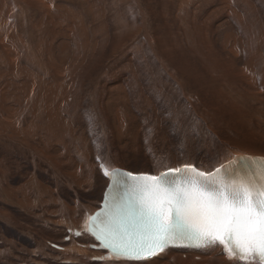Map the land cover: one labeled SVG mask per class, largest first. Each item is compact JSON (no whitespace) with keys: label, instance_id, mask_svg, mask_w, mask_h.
I'll list each match as a JSON object with an SVG mask.
<instances>
[{"label":"rangeland","instance_id":"rangeland-1","mask_svg":"<svg viewBox=\"0 0 264 264\" xmlns=\"http://www.w3.org/2000/svg\"><path fill=\"white\" fill-rule=\"evenodd\" d=\"M43 2L45 9L40 11L19 7L14 4V0H0V21L9 27V32L3 33L4 36H7H5V40H2V35L0 37V41H3L0 50L7 45L6 42H11L12 37L14 38L12 42H15L12 52L10 50L0 51V115L7 114L12 108L19 109L20 112L19 117L16 118V124L10 126L13 135L0 140V188L10 190V184L19 186L24 183V176L34 174V176H30L29 183H24L20 187L22 189H11V198L15 200L21 197V190L27 193L29 202L26 208L32 206L31 213L0 201V206L17 215L16 224L19 225V227L10 226V223L0 219V229H2L0 230V264H73L62 260L61 256L51 251L48 246L49 242L44 244L45 248L40 252L34 251L37 241L45 243L46 238L56 241L60 240L62 236L57 229L62 232L63 227H52V225L50 227L49 225L45 228L42 226L43 223L50 224L48 218L53 216L50 212L48 216L46 211L42 210L54 208L51 204H42L46 197L56 194L57 188L60 189V193L64 197L70 200L68 191L63 194L64 185L67 183L77 184L88 179L98 169L89 172L96 159H103L108 163L117 162L132 170L143 168L151 171L152 164L147 161L135 163L134 149L131 151L128 145L118 142L111 136V129L114 130V126L119 120L118 118L115 121L114 115L119 111L112 108L111 104L107 109L102 102L104 98L100 97V92L107 91L106 85L110 83L116 85V93L119 96L123 95L132 101H125L128 102L127 104L124 102L125 112L122 110L120 113L121 115L125 113L124 117L128 121V125L134 127L136 124L142 126L144 123V127L148 125L150 128L152 118L156 120V123L153 121L152 129L148 128L142 134L141 146L138 148L144 155L154 156L159 163L171 162L175 159H188L191 160L190 162L199 164L201 161L212 160L226 153L229 147L227 144H230L232 138L227 142L210 129L204 133V136L205 141L213 150L209 153L202 151L194 137L199 128L183 124L188 121H181L176 118L178 117L176 114H173L174 117L172 114L170 115L174 120L167 116V112H169L167 110H170L172 106L175 107V104L168 106L170 101L179 103L178 100L176 101L177 97L183 105L178 108H182L183 112L193 109L194 105L192 104H195V101L201 105L202 97L199 100L195 97V93L185 91L193 103L189 102V105L187 103L184 105L185 98L180 96L183 91L180 83L182 81L179 78L180 71L178 68L176 69L177 66L171 67L173 71L169 68L172 60L161 53L160 43L157 41L162 40L167 44H175L172 51L173 58L175 57L174 61L187 71L191 63L196 64H194V70H197L195 77L197 76L199 82L202 80V89L207 82L214 80L211 78L214 75L209 70V68L211 70L214 68L213 56L208 52L209 49H206L210 47L209 43L215 41L212 44L213 47L216 41L221 44L226 39V33L232 35L233 32L236 33L239 42L243 43L248 37V34L245 33L248 31L247 28L241 25L243 23H249L251 33L256 32L264 39V0H121V2L120 0H43ZM132 2L135 4L133 5ZM13 5L16 6V9ZM42 12L47 13L43 15ZM113 12L114 14H112ZM4 19L5 21H3ZM162 23L163 25H161ZM240 26L242 29L239 32ZM148 30L151 31V34ZM201 30L202 33L198 32ZM127 32L130 33L127 34ZM173 32L175 34H172ZM240 37H243L244 41ZM251 38L252 41L256 39L255 35ZM85 43L87 45H84ZM260 44L264 48V43ZM204 45L205 48H202ZM14 51H17L18 55H15L17 58L14 65H11L7 62V58L11 59ZM225 51H223L224 54ZM155 54L158 57L162 55V63L163 60L167 61L169 67L164 63H158L159 59L155 57ZM197 54L198 56H196ZM76 57L78 60L80 57L85 58L84 62H81L82 65L76 61ZM73 58L77 66L71 65L70 61H73ZM65 59L68 60L65 61ZM238 63L241 64V61ZM65 65L70 69L69 72H65L70 77L73 76L72 79L67 78L68 76L66 77L63 73L64 78L57 80L56 67L64 69ZM259 65L256 64L257 69H260L257 67ZM13 66L14 68H12ZM91 67H94L93 71H91ZM72 72L77 75H72ZM97 73L98 75H96ZM27 79L32 81L30 90L27 89V85H24ZM12 80H15V83ZM250 82L253 86L252 89L257 90L258 95L253 98V94L245 92L244 100L254 114L256 125L264 133V71L254 72ZM216 91L217 87L215 86L212 93L214 99L221 104L223 98L221 96V99L217 98ZM107 92L103 95L110 98L112 94ZM136 100L138 104L135 102ZM127 106L132 108L133 112L136 109V113L140 106L139 114L134 116L132 113L127 114L129 112L125 110ZM225 109L229 110L231 106L225 104ZM233 111L241 110L232 109L229 111L232 118L229 128H233L235 134L233 139H237L242 134L241 125L243 124L238 121V117L234 116ZM147 113L149 121L146 117ZM140 116L144 119H141ZM129 120L131 121L129 122ZM157 123L162 127V130L159 129L160 126L158 127ZM154 127L157 128L159 137H156V133L152 131ZM184 128L190 130L185 132ZM165 132L170 136L168 140L162 141L160 135L167 136ZM251 132L247 129L246 134ZM5 134L7 133L5 132ZM184 134L190 135V137L187 136L189 139ZM171 141H181V143H176L175 146L169 148L168 145L171 144ZM207 146V144H203L202 148L207 150ZM257 146L261 147L262 143H258ZM174 147H176L175 150ZM99 180L101 179L96 180L93 191L80 193L82 201L89 197L87 203H91L96 197L100 199ZM44 187H47L49 191L43 189ZM6 241H11L13 245H6Z\"/></svg>","mask_w":264,"mask_h":264},{"label":"bare ground","instance_id":"bare-ground-1","mask_svg":"<svg viewBox=\"0 0 264 264\" xmlns=\"http://www.w3.org/2000/svg\"><path fill=\"white\" fill-rule=\"evenodd\" d=\"M50 2H52V1H50ZM120 2H121V0H120ZM14 4L19 6V7L23 6V7L29 8V9L31 8L33 10L37 9V10L42 11V10L45 9V4H44L43 0H14ZM132 4H133V2H132ZM167 5H169V4H167ZM15 7L16 6H14V8ZM116 8H117V5H116ZM144 8H146V7H144ZM171 10H173V9H171ZM44 13L46 14L47 12H42L43 15H45ZM123 13H125V12H123ZM112 14H114V12ZM47 19H48V17H47ZM256 19H257V17L255 18V20ZM137 20H139V19H137ZM3 21H5V19ZM124 21H125V19H124ZM117 23H118V21H117ZM146 23H145V25H146ZM5 24H4V22L2 23L0 21V37L2 35V37H3L2 40H5V36H6V35L4 36L3 33L9 32V27H7V25H5ZM11 24H13V23H11ZM14 24H15V20H14ZM130 25H133V24H130ZM161 25H163V23ZM241 25L242 26L244 25L245 28H247V30H248L247 32L244 31L245 33L248 34V37L245 38V41L243 39L244 36L242 38L240 37L244 41L243 43H240L238 38H237V36H236V33L235 32L232 33L231 31L230 32L232 33V35L230 33H226V39L223 40V43L220 44L218 41H216V43L214 45V47L216 46V48H214L213 45H212L215 42L214 40H212V41H214L213 43H209L210 47H208L206 49H209L208 52L213 56L214 68H213V70H211L209 67L208 68H209L210 72L214 75L213 77H211L214 80H210L209 82H207V84L205 86H203L202 89H201V81L202 80L199 82L197 80V78H196L197 76L195 77V73L197 72V70H194L196 64L194 63L195 64L194 65V64L191 63L189 65V70L187 71L186 69H184V67L179 66L180 64L178 62L174 61L175 57L173 58L172 51H173V49L175 47V44L174 45H173V43H168L167 44L166 41L163 42L162 40L157 41V43L158 42L160 43L159 47H160L161 53L164 54V56H166V58H168V59L170 58L172 60V64H171L170 67L167 65L168 64V63H166L167 61L165 62V60H163V63L165 65H167L171 70H172L171 67L177 66L176 69L178 68V70L180 71V77L179 78L182 81L180 83H181V86H182V90L184 91V93H182L183 91L181 92L182 95L180 94V96H183L185 98L184 99V105L186 103L188 104L189 102L193 103V101L190 99V96H188V94H185V91L191 92V93H195L196 94L195 97L199 98V100H200V97H202V101L200 100L201 105H199V103L197 101H195V104H192V105H194V107H192L193 109H187V110H189V112L188 111L187 112H183L182 108H178L180 106L182 107L183 105H181L182 102L177 97L176 101L177 100L179 101L178 104L176 102H174V101H170V103L168 102L169 103L168 106H170V104L171 105L175 104V107L172 106V108L170 110H167V111H169V112H167V116L170 117L171 114L172 115L176 114V116H178L176 118L180 119L181 121H184V120L188 121V122H183V124L191 126V127H192V125L195 126V127H198L199 130L194 135V137L197 139L198 147L202 151H206V152L209 153V152H211L213 150V149H211L209 144L205 141V136H204V133L206 131H209L210 129L214 130V132H216L220 137L225 139L227 142H228V140L230 138H232L231 142H229L230 144H227V145H229V147H228L226 153H224L222 155H219L218 157L213 158L212 160L211 159H207V160H205L203 162L201 161L199 164H195L193 162H190L191 160H188V159H186V160L185 159H175L174 161H171V162L167 161L165 163H159V161L156 160V158L154 156L144 155L141 152L140 148H138V147L141 146L142 134L144 133V131L146 129L149 128V126L147 125V126L144 127V123L142 124V126L140 124H138L139 127L137 126V124L134 125V127L128 125V121L124 117L125 113H124V115H121L120 113H121L122 110L124 111V105L128 103V102L126 103L125 101H128L129 99L125 98L123 95L121 97V96H119L116 93V85L114 83H110V84L106 83V84H108V85L105 84L106 87H108V89L107 88L106 89H107L108 92H110L109 94L110 95L112 94V95L109 98L108 96H104L103 95L107 91H104V92L101 91L100 92V97L102 96V98H104V99H102V102L104 103V105H106L107 109L110 107L108 105L111 104L112 108L114 107V109L116 111H119V112H116V114L114 115L115 116L114 120L115 119L117 120L118 118H119V120H118L117 124L114 126V130H113V128L111 129V136L116 138L118 140V142H120L122 144H125V145H128V148H130L131 151H132V149H134V154L133 155H134L135 163L147 161L149 164H152V168H150L151 171L148 170V169H143V168L142 169L132 170V169L128 168L127 166H122L121 164H119L117 162L108 163V162H105V160H103V159L102 160L96 159L93 167L89 170V172H93L96 168H98V169L94 173H92V175L88 179H86V180H84V181H82L80 183H77V184L67 183L66 185H64L63 194L68 191L69 192L68 196H69L70 200H68L66 197H64L60 193V189L59 188L56 189V194L55 195L46 197L44 199V204H42V205H50L51 204L54 208L50 209V210H42V211H46L47 215H48L49 212L53 215V216H50L48 218V222L50 224L43 223L42 226L45 227V228H47L49 225H50V227H51V225H52V227H56V226L63 227L62 232L60 231V229H57L59 234H61L62 236H61L60 240H56V241L51 240L49 238L45 239V243L37 241L36 244H35L34 251L40 252V250H43L45 248L44 244H46L48 242L49 243H55V244L57 243V246H63L64 250H62V251L61 250H57L56 248H52V247H50L48 245L49 248L51 249V251L57 253L58 256H61L62 260L68 261L69 263H73V264H79L80 262H81L80 264H169V263H171V264L172 263H176V264H242V263H239L238 261H236L235 259H231L230 256H229L230 253L227 250V247L225 245L221 244L218 241L214 242L212 244L203 245V246H192L189 249H167L166 251H164V253L159 254L158 256H155V257L148 258L146 261H141V262H132V261H126V260L114 261V260H110L108 258L102 257L100 255L101 254V250L99 251L98 249L95 248V243L96 242H95L94 238L92 236H90L87 232L82 231V234L80 236L76 235L77 231H79V230L81 231L87 226L86 222H83L85 217L89 213H92L96 208L99 207L100 201H101L102 196H103V191H104V189H105V187H106V185L108 184V181H109V171L111 169L121 168V169H124V170H128V171H130L131 173H134V174L143 173V174H150V175L156 176L158 173H160L162 171H165L167 169H179L180 167H182L184 165H190V166L193 167V169L201 170V171H203V172H205L207 174H211L213 177H216V174L219 171L220 176L218 177V179H223V180H225L226 183L235 184V183L238 182V179L240 178V176L242 174V168H243V165L245 163H247V162H253V163L258 162V163L264 164V133L256 125L254 114L250 110V108L248 107V103L244 100L246 98L245 97V94H246L245 92H248L249 94H253V98L257 97V95H258L257 90H253L252 89L253 86H252V84L250 82V79L253 78V73L254 72H262V71H264V48L260 44V43H264V39H263V37L260 34H256V32H254L255 34L251 33V31L249 30V26H250L249 23H243ZM255 25H256V23H255ZM119 26H122V24H119ZM242 26L239 27V32L242 29ZM12 28H13V26H12ZM145 28H147V27L145 26ZM183 29H184V27H183ZM128 30H130V29H128ZM202 30L198 31V32L202 33ZM184 31H186V30H184ZM115 32H117V31H115ZM150 32L151 31H149V33ZM124 33H125V31H124ZM129 33L127 32V34H129ZM181 33L182 32H180V35H182ZM172 34H175V33L173 32ZM249 35L251 37L252 36L254 37V35H255V37H256V39H254L255 42H254V40L252 41V38ZM128 38H129V36H128ZM19 40H20V38H19ZM127 40H130V39H127ZM177 40H178V38H177ZM12 41H14L13 37L11 39V42L9 41V43H7L5 41L7 45L4 46V48L2 50H0V51L2 52V51L10 50L12 52L13 49H14V45H15V42H12ZM137 42H138V40H137ZM153 42H155V41H153ZM154 44H151V45H154ZM2 45H3V41H0V46H2ZM84 45H87V44L85 43ZM134 45H135V47H137L136 44H134ZM162 45H163V48H162ZM183 45H184V43H183ZM202 48H205V45L202 46ZM225 49H227V51H225ZM91 50H93V49H91ZM94 50H96V49H94ZM115 50H116V48H115ZM223 51H225V54L223 53ZM11 52H9V53H11ZM47 52H49V51H47ZM85 53L86 52L84 51V54ZM92 53H93V51H92ZM154 53H155V51H154ZM98 54L101 55L99 52H98ZM15 55H18L17 51H14V54H13V56H11V59L7 58V62L10 63L11 65H14V61L17 58V57L15 58ZM20 55H21V53H20ZM23 55H24V53H23ZM47 55H48V53H47ZM161 56H159V57L157 55L155 56L156 58L158 57V59H159L158 63H160V62L162 63V57ZM196 56H198V54ZM26 57H27V55H26ZM132 57H134V56H132ZM160 57H161V59H160ZM5 59H6V57H5ZM67 60L68 59H65V61H67ZM84 60H85V58L83 59L82 57H80V59L78 60V58L76 57V61L79 64H81V62H84ZM52 61H54V60H52ZM168 61L170 62V60H168ZM239 61H241V64L238 63ZM4 62H6V61H4ZM70 62H71V65H73V64L76 65V62H75L74 58H73V61H70ZM87 62H88V60H87ZM257 63L260 64L259 65L260 67L257 66L260 69L256 68V64ZM55 65H58V64L55 63ZM84 65H86V64L84 63ZM94 67L90 68L91 71H93ZM12 68H14V66ZM50 68H52V67L50 66ZM9 69H10V67H9ZM64 69H61L60 67H56L55 73H56V79L57 80H61V79L64 78V76L62 75L63 73L66 75V77L68 76L67 78H69V79L71 77H73V76L70 77V75H68L66 73V72L70 71L69 67H66V65H65ZM79 70H81V69H79ZM12 71H13V69H12ZM30 72H32V71H30ZM162 72H163V70H162ZM72 73H73L72 75L76 74L74 72H72ZM160 73H161V70H160ZM43 75H44V73H43ZM96 75H98V73ZM28 76H30V75H28ZM17 77H18V75H17ZM10 78H11V76H10ZM161 80H162V78H161ZM178 83H179V81H178ZM202 84H203V82H202ZM24 85H27V89L30 90V88L32 86V81L30 79H27L25 81ZM215 86L217 87V91L215 92V96L217 98H220V96L223 98L221 100V104L217 100L214 99L215 97L213 96L212 92H213ZM3 89H6V88H3ZM14 90L16 91V89H14ZM175 90H176V88H175ZM204 90H205V92H204ZM27 93H26V95L28 96ZM128 94H130V93H128ZM78 96H79V94H78ZM52 98L54 99V97H52ZM76 98H77V96H76ZM130 99H132V98L130 97ZM248 99H249V97H248ZM124 102H125V104H124ZM129 102H132V101L129 100ZM135 102L138 104L137 100ZM13 103H15V102H13ZM141 103L139 104L140 106L142 105ZM246 103H247V106H246ZM225 104L230 105L231 109H229V110L225 109ZM139 107H138V109L140 111L141 108H139ZM146 107H147V105H146ZM127 108H128V106L125 109V110H127V112L129 111L127 114L132 113L133 116H134V115H136L139 112V111H137V113H136V109H135V112H133L134 110H131L132 108H128V109ZM147 108L149 109V107H147ZM153 108H155V107H153ZM143 109L146 110V108H143ZM232 109H240L241 110V111H233L234 116L238 117L237 118L238 121L243 124V125H241V127H242L241 133L242 134L239 137L237 135L236 136V138L238 137L237 139H233L235 137V134L233 133V128H231V129L229 128V123L231 122L230 119H232L231 115L229 114V111H232ZM244 109H245V111H244ZM195 110H196L197 113L195 112ZM155 111H156V109H155ZM142 112H143V110H142ZM149 113H150V111H149ZM19 115H20L19 109H15V108H12V110H9L7 114H1L0 115V126H1V129H0V140L3 139V138H7V137L10 138L13 135V130L10 131V129H12V128H10V126H14L16 124V118H18ZM143 115H144V112H143ZM143 115H142V117H143ZM147 115H148V113L146 114V117H147ZM150 115H151V113H150ZM174 115H173V117H174ZM140 117H139V119H140ZM142 117H141V119H144ZM173 117H170V119H173ZM198 117H201L204 121L202 119H199ZM135 118H136V116H135ZM147 119H148V117H147ZM165 119H167V118H165ZM131 120H129V122ZM149 120H150V118L148 119V121ZM142 121H144V120H142ZM153 121L155 122L156 120H154L152 118V125H153ZM158 121L159 120H158V117H157V122ZM145 123H146V121H145ZM152 125L150 123V128L149 129H152L151 128ZM157 126L159 127L160 125L157 123ZM246 128L251 130L252 132L250 134H246V131H247ZM159 129L162 130V127L160 126ZM183 130L185 132H188L190 129L184 128ZM152 131L156 133V137H159L158 136L159 134L157 132V128L156 127H154ZM5 132L7 134H5ZM166 135L167 136L160 135V138H161L162 141L168 140L170 135H169V133L168 134L166 133ZM184 136L187 139H189L187 136L190 137V135H188V134H184ZM260 142L262 143L261 147L257 146V144L260 143ZM170 143L171 144L168 145V146H169V148H172L173 146H175L176 143H181V141H175V142L171 141ZM203 144L204 145H206V144L208 145L207 146L208 147L207 150L202 148ZM173 149L175 150L176 147H174ZM123 173L124 172H122L121 170H116V174L118 176L123 175ZM30 176H34V174L32 173L31 175L29 174V175L23 177V180H24L25 184L29 183ZM110 176H111V173H110ZM244 176L246 177V179L248 181V185L250 187H253L259 180L262 179V175H261L260 171L258 169H255V168H252L250 171L245 173ZM99 178L101 179V180H99V183H98V187L100 189V199L96 197L94 200H92L91 203H89V202L87 203L86 201L90 198L89 197L85 201H82L81 198H80V193L82 191H84V192L93 191L94 187H95L96 180L99 179ZM24 183H22L19 186H16L14 184L13 185L10 184L9 185L10 190H8V189L3 190V189L0 188V201L4 202L5 204L7 203V204H9L11 206H14V207L15 206L16 207H20V208H22V210H25L26 212H30L31 213L32 212V206L26 208V205L29 202L28 199H27V196H28L27 193H24L21 190L20 191V196H21L20 198H18L17 200L11 198V195H12L11 189H22L20 187ZM43 189H46V190L49 191V189L47 187H44ZM68 202H70V203H68ZM0 219L2 221L6 222V223H10V226L19 227V225L16 224L17 215L16 214H12L11 211H9L7 208H5L3 206H0ZM20 228L23 229V227H20ZM0 230H2V229H0ZM68 237H69V240H65V238H68ZM10 244L13 245L11 241L10 242L6 241V245H10ZM82 244H85L86 246H82ZM86 259H87V261H85ZM244 264H257V263H251L250 260L247 259L246 263H244Z\"/></svg>","mask_w":264,"mask_h":264},{"label":"snow or ice","instance_id":"snow-or-ice-1","mask_svg":"<svg viewBox=\"0 0 264 264\" xmlns=\"http://www.w3.org/2000/svg\"><path fill=\"white\" fill-rule=\"evenodd\" d=\"M219 176L196 173L179 185L134 177L128 199L93 234L102 247L127 259L187 239L195 246L218 241L231 255L264 261V189Z\"/></svg>","mask_w":264,"mask_h":264}]
</instances>
